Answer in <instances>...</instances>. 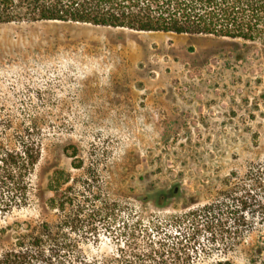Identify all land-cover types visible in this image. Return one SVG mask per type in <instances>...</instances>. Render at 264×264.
<instances>
[{"label":"rangeland","instance_id":"rangeland-1","mask_svg":"<svg viewBox=\"0 0 264 264\" xmlns=\"http://www.w3.org/2000/svg\"><path fill=\"white\" fill-rule=\"evenodd\" d=\"M17 133L39 142L41 155L29 203L0 217L9 227L0 248L15 222L54 220L44 201L61 170L63 187L113 204L118 223L158 221L152 233L170 239L180 232L172 216L215 201L214 235H185L184 264H264L263 43L0 23V142L12 147ZM82 250L111 257L116 243L99 230Z\"/></svg>","mask_w":264,"mask_h":264},{"label":"trees","instance_id":"trees-1","mask_svg":"<svg viewBox=\"0 0 264 264\" xmlns=\"http://www.w3.org/2000/svg\"><path fill=\"white\" fill-rule=\"evenodd\" d=\"M38 21L264 44V0H0V23ZM40 155V144L30 134L17 133L12 147L0 142V217L29 203ZM63 174L54 171L48 182L52 195L44 201L55 212L54 220L15 222L11 242L0 248V264H184L190 255L185 235L194 237L201 229L214 235L219 220L215 201L172 216L180 236L170 239L152 233L160 227L158 221L118 223L113 204L71 184L63 187L70 179L69 174L62 179ZM170 192L175 196L181 189L175 186ZM8 230L0 228V240ZM99 230L112 234L116 250L111 257L88 259L82 245L97 238Z\"/></svg>","mask_w":264,"mask_h":264}]
</instances>
